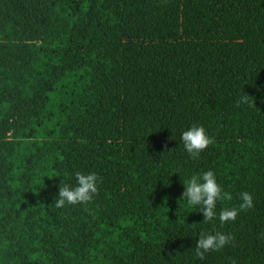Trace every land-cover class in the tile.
I'll return each instance as SVG.
<instances>
[{
    "label": "trees",
    "instance_id": "obj_1",
    "mask_svg": "<svg viewBox=\"0 0 264 264\" xmlns=\"http://www.w3.org/2000/svg\"><path fill=\"white\" fill-rule=\"evenodd\" d=\"M208 169L254 206L204 221ZM76 171L97 193L56 208ZM0 264H264V0H0Z\"/></svg>",
    "mask_w": 264,
    "mask_h": 264
},
{
    "label": "clouds",
    "instance_id": "obj_2",
    "mask_svg": "<svg viewBox=\"0 0 264 264\" xmlns=\"http://www.w3.org/2000/svg\"><path fill=\"white\" fill-rule=\"evenodd\" d=\"M249 95H242L239 103H248ZM183 148L192 159L199 158L201 152L210 143V137L205 127L200 123H193L180 134ZM184 190L180 196L188 206L203 214L204 221H212L218 216L221 223L234 221L241 210L254 206L253 195L248 191L240 193L238 207H223L217 213L219 201L231 200V194L225 191L217 181L213 170L208 169L199 174H192L183 182ZM98 190V177L94 172H75V184H59L58 194L53 201L56 208L65 205L86 204L90 202ZM52 202V203H53ZM230 242V234L222 231L203 232L195 242V253L203 259L205 253L223 248Z\"/></svg>",
    "mask_w": 264,
    "mask_h": 264
}]
</instances>
